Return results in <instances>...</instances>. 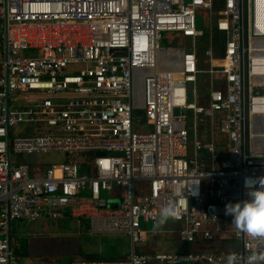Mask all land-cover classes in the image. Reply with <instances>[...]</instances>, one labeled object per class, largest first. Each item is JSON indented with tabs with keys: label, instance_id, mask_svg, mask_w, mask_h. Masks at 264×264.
<instances>
[{
	"label": "built area",
	"instance_id": "obj_1",
	"mask_svg": "<svg viewBox=\"0 0 264 264\" xmlns=\"http://www.w3.org/2000/svg\"><path fill=\"white\" fill-rule=\"evenodd\" d=\"M250 2L0 0V264H20L13 221L66 216L130 243L123 259L69 264H227L230 252L246 264L264 254V241L224 214L247 199L245 177H264V5L258 18L252 0L251 25ZM213 24L222 65L203 71L197 41L209 35L212 63ZM202 74L217 77L203 98ZM50 153L66 161L21 160ZM169 203L181 244L232 239V249L138 253L166 233L158 222Z\"/></svg>",
	"mask_w": 264,
	"mask_h": 264
},
{
	"label": "rangeland",
	"instance_id": "obj_2",
	"mask_svg": "<svg viewBox=\"0 0 264 264\" xmlns=\"http://www.w3.org/2000/svg\"><path fill=\"white\" fill-rule=\"evenodd\" d=\"M169 36V34L165 35L166 38ZM197 42L199 44V40ZM167 45L166 42L162 43V46ZM142 114V111L137 112L140 122ZM21 160L48 168L62 164L66 158L59 153H50L23 156ZM159 229L166 233L157 239L154 238V241L162 248L168 247L171 240L176 239L175 234L179 229L169 218L163 225H160ZM80 230L81 228L73 220L70 222L62 220L13 221L11 234L15 247L23 248L21 247L23 243L25 246L24 252H19L20 264H69L71 261L79 260L82 253L103 252L105 246L110 244L116 246L121 252H129V240L126 236L90 235L89 233L88 236H84Z\"/></svg>",
	"mask_w": 264,
	"mask_h": 264
},
{
	"label": "clouds",
	"instance_id": "obj_3",
	"mask_svg": "<svg viewBox=\"0 0 264 264\" xmlns=\"http://www.w3.org/2000/svg\"><path fill=\"white\" fill-rule=\"evenodd\" d=\"M244 188L247 199L234 204L227 203L224 214L232 217L231 224L238 232L244 233L254 240L264 241V177H245ZM175 215V206L169 203L161 211L159 225H163L168 218ZM237 260L236 253L230 252L226 257L227 264H236ZM258 260L264 261V254L252 253L247 258L246 264H256Z\"/></svg>",
	"mask_w": 264,
	"mask_h": 264
},
{
	"label": "trees",
	"instance_id": "obj_4",
	"mask_svg": "<svg viewBox=\"0 0 264 264\" xmlns=\"http://www.w3.org/2000/svg\"><path fill=\"white\" fill-rule=\"evenodd\" d=\"M220 3V1H219ZM219 8V4H217L216 9ZM206 17L207 15H203L202 13L197 16V25L200 29L205 30L206 29ZM225 37L222 33H219L218 31L215 32L214 37L212 39V47L215 52V56L219 58L222 55V49L224 45ZM210 43L208 41V36L203 37L202 39H199L198 44V60H199V69L203 70V68L207 67V65L204 66V53L207 50V48L210 47ZM205 77H199V82L201 81L199 85V89L201 92H203L206 89V80ZM70 217L66 216L62 219V221L70 222ZM76 224L81 228L80 232L84 236H88V224L86 221H76ZM17 239V238H16ZM18 240H20L18 238ZM155 240V239H154ZM179 242V240H178ZM232 239H219L216 244H202V243H195L194 245L189 244H181L177 245L175 248L176 251L183 252V253H191L193 251H208V250H217V252L223 251V250H230L232 249ZM106 243V242H105ZM151 242H148L146 245H139L136 247V250L138 253H145V252H158L159 249H157L155 246H152L150 244ZM23 248H15V255L19 259V252H24V243L21 246ZM126 256V255H125ZM82 257V258H81ZM80 259L85 260H97V261H108V260H120L123 259V252L117 249L114 245H106L103 252H90V253H82Z\"/></svg>",
	"mask_w": 264,
	"mask_h": 264
},
{
	"label": "crops",
	"instance_id": "obj_5",
	"mask_svg": "<svg viewBox=\"0 0 264 264\" xmlns=\"http://www.w3.org/2000/svg\"><path fill=\"white\" fill-rule=\"evenodd\" d=\"M215 28V26H214V24H213V27H212V30H211V33H212V35H213V37H214V34H215V32H216V30L214 29ZM207 34H209L208 32H207ZM208 37H209V35H207ZM178 38V42H179V44H181V46H185V48H188L189 49V47H190V43H191V41H189V40H187V39H180L179 37H177ZM208 41H209V39H208ZM210 43V42H209ZM203 64H204V66L205 65H207V67H205V68H203L204 70H207V69H209L210 67H218V66H221L222 65V63H220V61H219V59L218 58H215L213 61H212V63H209L208 61H207V59L206 58H204V61H203ZM202 78L203 77H205V78H207L206 80H204V81H206V89L203 91V92H201L200 91V87H199V85H200V83H201V81L199 82V81H197V83H196V85H195V88H196V91H197V93H198V95L201 97V98H203V97H205L206 96V94H207V92L209 91V89H210V85H211V83H216L217 82V77H215V76H210V75H207V74H202V75H200ZM199 76V77H200ZM199 77H198V80H199ZM146 227V226H145ZM177 227H178V229H179V226L177 225ZM88 233H89V231H88ZM90 234V233H89ZM90 235H92V234H90ZM168 235V234H167ZM169 236V235H168ZM175 237H176V239H174L173 241L171 240V244H169L168 245V247H160L158 244H156L157 242H155L154 241V238L155 239H157L158 237H151V238H149V241L148 242H151L150 244H152V246H155L157 249H159L158 250V252H170V253H172V252H179V251H176L175 249V247L177 246V245H180V242H178V237H177V233L175 234ZM172 239V238H171ZM171 245V246H170ZM129 251H130V243H129ZM129 252H123V256H125V255H127Z\"/></svg>",
	"mask_w": 264,
	"mask_h": 264
},
{
	"label": "water",
	"instance_id": "obj_6",
	"mask_svg": "<svg viewBox=\"0 0 264 264\" xmlns=\"http://www.w3.org/2000/svg\"><path fill=\"white\" fill-rule=\"evenodd\" d=\"M250 7H251V13H250V24L252 25L253 23V3H252V0L250 2ZM244 23H245V26H244V34H243V38H242V42L244 43V45L246 44V38H247V16L245 14L244 16ZM245 66H246V57H244V60L242 61V66H241V69H240V74L243 75V70H245ZM175 115H178L179 114V110L178 109H175L174 111ZM97 156H101L100 153L97 154ZM113 156H120L119 154H113ZM11 224H10V230H9V234H8V241L11 242V239H12V234H11Z\"/></svg>",
	"mask_w": 264,
	"mask_h": 264
},
{
	"label": "bare ground",
	"instance_id": "obj_7",
	"mask_svg": "<svg viewBox=\"0 0 264 264\" xmlns=\"http://www.w3.org/2000/svg\"><path fill=\"white\" fill-rule=\"evenodd\" d=\"M262 3L264 5V0H255L256 15H257L258 18H260L262 16V9H261ZM137 88H138L139 92H141V83H140V80L138 81Z\"/></svg>",
	"mask_w": 264,
	"mask_h": 264
}]
</instances>
